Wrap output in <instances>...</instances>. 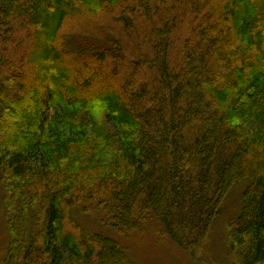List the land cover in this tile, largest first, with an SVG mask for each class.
<instances>
[{"label":"trees","instance_id":"trees-1","mask_svg":"<svg viewBox=\"0 0 264 264\" xmlns=\"http://www.w3.org/2000/svg\"><path fill=\"white\" fill-rule=\"evenodd\" d=\"M237 186L223 264H264V0H0L2 264L197 258Z\"/></svg>","mask_w":264,"mask_h":264},{"label":"rangeland","instance_id":"rangeland-1","mask_svg":"<svg viewBox=\"0 0 264 264\" xmlns=\"http://www.w3.org/2000/svg\"><path fill=\"white\" fill-rule=\"evenodd\" d=\"M89 24L86 19H78L72 22V26L80 24ZM88 39V40H84ZM73 43L79 46L83 45H100L105 44L103 40H96L92 37H74L71 39ZM92 129H87L86 132L92 133ZM240 187H234L227 194L220 215L214 222L211 235L207 244L206 251L200 257H194L182 250L175 241L164 237L163 240L156 239L148 228L144 233H136L128 236L125 240L122 239V244L126 247L132 264H223L226 261L224 252L226 244L224 241L225 224L228 218L235 215L240 204ZM1 217V214H0ZM82 224L91 229L98 225L95 216H82ZM2 220L0 219V227ZM92 230V229H91ZM3 234L0 236V264H2L3 252Z\"/></svg>","mask_w":264,"mask_h":264}]
</instances>
